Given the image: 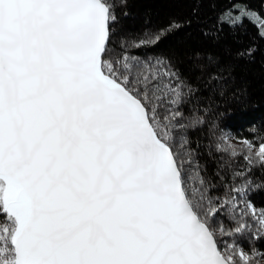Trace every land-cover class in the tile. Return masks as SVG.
<instances>
[{"label":"snow or ice","instance_id":"snow-or-ice-1","mask_svg":"<svg viewBox=\"0 0 264 264\" xmlns=\"http://www.w3.org/2000/svg\"><path fill=\"white\" fill-rule=\"evenodd\" d=\"M126 2L0 0V264H264L249 199L264 132L242 149L224 134L244 163L206 177L190 84L167 58L129 55L159 35L111 40ZM229 3L220 30L247 20L264 37V13Z\"/></svg>","mask_w":264,"mask_h":264},{"label":"trees","instance_id":"trees-1","mask_svg":"<svg viewBox=\"0 0 264 264\" xmlns=\"http://www.w3.org/2000/svg\"><path fill=\"white\" fill-rule=\"evenodd\" d=\"M250 6L264 13V0H250ZM228 7L229 0H127L116 9L118 20L112 25L114 44L121 38L131 41L158 34V41L130 48L129 55L167 58L190 84L184 111L198 108L204 123L189 127L186 135L193 148L199 146L196 158L206 177L225 164L238 169L244 163L242 157L233 161L223 152L227 144L242 149L230 140H254L253 128L264 132V37L247 20L236 30L227 26L220 30L218 16ZM249 49L251 55H239ZM226 133L227 144L221 139ZM250 175L259 187L249 199L264 207V167L254 168ZM257 247L264 251V240Z\"/></svg>","mask_w":264,"mask_h":264},{"label":"rangeland","instance_id":"rangeland-1","mask_svg":"<svg viewBox=\"0 0 264 264\" xmlns=\"http://www.w3.org/2000/svg\"><path fill=\"white\" fill-rule=\"evenodd\" d=\"M229 142H230V143H233V144H235V145H237V146H239V147H241V148L244 147V145H243V143H242L241 141L230 140ZM255 151H256V149H253V154H255Z\"/></svg>","mask_w":264,"mask_h":264}]
</instances>
